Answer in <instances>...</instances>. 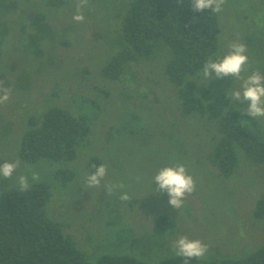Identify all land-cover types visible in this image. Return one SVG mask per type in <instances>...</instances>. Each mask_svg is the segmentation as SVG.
Wrapping results in <instances>:
<instances>
[{
  "label": "rangeland",
  "instance_id": "rangeland-1",
  "mask_svg": "<svg viewBox=\"0 0 264 264\" xmlns=\"http://www.w3.org/2000/svg\"><path fill=\"white\" fill-rule=\"evenodd\" d=\"M131 1L88 0L81 9L84 21L76 22L77 0H0V82L11 89L8 102L0 105V164L20 161L11 179L0 177V195L19 188V175L28 176L31 185L48 184L49 217L91 262L105 255L158 262L176 256L172 243L180 236L207 244L208 259L246 256L264 245V219L254 216L264 197V166L239 148L235 174L220 173L211 159L219 140L217 126L181 114L175 88L164 74L166 46L160 45L149 60L131 63L118 81L102 75L116 53ZM219 16L221 49L210 60L222 59L231 43L240 42L247 46L248 74L264 73L257 47L248 44L249 34L258 42L264 39V0H226ZM196 80L200 92L228 96L241 121L264 135V118L251 119L240 111L247 102L232 101L231 92L242 81H208L201 73ZM81 97L96 100L102 112L79 157L69 164L23 161L19 150L28 118L54 106L79 115ZM94 156L106 165L107 174L100 187L88 189L86 177L94 172L88 164ZM177 163L186 166L196 184L180 209L169 205L167 193L156 192L153 180L159 169ZM65 167L74 173L67 182L59 173ZM33 173L38 180L31 179ZM109 183L124 188L108 195L104 185ZM124 192L127 201L119 199ZM163 215L174 219V227H156Z\"/></svg>",
  "mask_w": 264,
  "mask_h": 264
},
{
  "label": "trees",
  "instance_id": "trees-1",
  "mask_svg": "<svg viewBox=\"0 0 264 264\" xmlns=\"http://www.w3.org/2000/svg\"><path fill=\"white\" fill-rule=\"evenodd\" d=\"M221 32L219 13L193 12L191 0H132L115 43L116 53L103 66L102 75L118 81L131 63L149 60L160 45L166 46L169 57L164 74L175 88L181 114L185 118L201 117L217 126L219 140L212 149V163L224 177H231L240 164L239 148L264 166V135L241 124V114L231 106L228 96L213 97L199 91L196 78L203 64L220 51ZM254 38L249 34L248 44H255L264 64V39L258 42ZM79 104L84 106L79 115L54 106L42 115L30 116L20 158L28 163L75 161L80 148L90 143L92 126L102 112L96 100L81 97ZM99 163V157L94 156L88 166L95 171ZM59 173L65 182L74 178L68 167ZM51 197L46 183L32 184L27 192L18 188L0 195V264H183V258L177 256L147 262L131 255H105L91 262L66 236L61 224L49 217ZM254 216L264 219V197L258 200ZM174 223L173 218L163 215L156 220V227L166 230ZM190 264H264V245L239 258L204 257L192 259Z\"/></svg>",
  "mask_w": 264,
  "mask_h": 264
},
{
  "label": "clouds",
  "instance_id": "clouds-1",
  "mask_svg": "<svg viewBox=\"0 0 264 264\" xmlns=\"http://www.w3.org/2000/svg\"><path fill=\"white\" fill-rule=\"evenodd\" d=\"M226 0H191V9L193 12H204L210 10L213 13L222 11V6ZM88 4V0H77L76 11L72 19L76 22H83L85 17L81 9ZM249 57L247 55V46L244 43L233 42L229 45L228 53L220 60H208L202 66V76L210 81L213 78H231L242 81L240 88L231 92L232 101L247 102V107L241 109L244 114L251 119L264 118V73L253 70L248 74ZM0 105L8 102L11 96V89L4 88L0 82ZM247 121L242 120L245 125ZM20 166V161L4 162L0 164V177L11 179ZM95 171L86 177L88 189L100 187L104 177L107 174V167L104 164L94 166ZM32 180H38L37 173H33ZM17 184L21 192H27L31 184L29 177L19 175ZM156 184V192L167 193L168 203L175 209H180L186 195L192 194L196 190L195 181L188 173L186 166L177 163L172 166H165L158 170L153 177ZM108 195H113L124 188L122 183H109L104 185ZM121 201H127L130 196L127 192L119 196ZM172 251L177 257L183 258V264H190L192 259H203L208 252V245L199 239H189L187 236H180L172 243Z\"/></svg>",
  "mask_w": 264,
  "mask_h": 264
}]
</instances>
